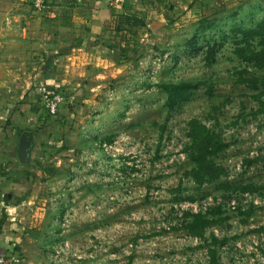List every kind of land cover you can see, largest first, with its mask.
Segmentation results:
<instances>
[{
    "label": "rangeland",
    "instance_id": "1",
    "mask_svg": "<svg viewBox=\"0 0 264 264\" xmlns=\"http://www.w3.org/2000/svg\"><path fill=\"white\" fill-rule=\"evenodd\" d=\"M192 5L173 28L150 32L149 40L136 41L123 53L131 90L124 97L118 92L112 96L118 117L108 143L125 138L115 156L102 148V155L93 157L82 152L86 149L76 139L59 145L57 158L47 157L48 164L69 168L67 175H74L70 167L85 165L77 177L95 187L84 196L93 208L85 209V200L78 204L88 215L99 216L70 221L73 231L74 226L83 230L63 238L85 255L74 264H211L212 250L218 264H264V112L258 111L264 87L253 90L238 75L248 69L262 77L264 69L235 54L241 38L236 30L253 28L264 18V0H194ZM184 81L198 87L169 113L162 85ZM192 118L228 144L216 157L226 174L201 190L186 175L193 167L186 151ZM73 121L78 128L79 120ZM95 162L98 170L89 171ZM221 183L254 190H224ZM177 187L183 188L181 194ZM178 196L183 199L175 200ZM217 206L222 213L208 216L223 220L208 226L202 238L183 228L191 219L186 212L208 214Z\"/></svg>",
    "mask_w": 264,
    "mask_h": 264
},
{
    "label": "crops",
    "instance_id": "2",
    "mask_svg": "<svg viewBox=\"0 0 264 264\" xmlns=\"http://www.w3.org/2000/svg\"><path fill=\"white\" fill-rule=\"evenodd\" d=\"M193 1L127 0L110 6L106 0H47L46 8L37 9L28 0H0V254L20 258L9 264H57L54 243L83 230L71 226L63 232L64 216L71 221L99 216L87 214L91 205L84 198L95 187L77 177L87 167L76 164L70 167L74 175H67L69 168L48 164L47 157L57 158L56 148L76 139L82 152L100 157L103 144L113 139L118 104L112 96L131 90L127 56L122 59L120 48L112 46L119 16L145 20L133 38L141 42L176 24ZM39 84L63 93L66 103L56 115L39 99ZM22 137L31 142L25 162L18 153ZM97 162L89 171L98 170Z\"/></svg>",
    "mask_w": 264,
    "mask_h": 264
},
{
    "label": "trees",
    "instance_id": "3",
    "mask_svg": "<svg viewBox=\"0 0 264 264\" xmlns=\"http://www.w3.org/2000/svg\"><path fill=\"white\" fill-rule=\"evenodd\" d=\"M145 25V20L139 16L130 14L120 15L117 25L113 28L117 41H114L115 44L112 46L119 47L122 53L132 50L134 43H136L133 42V38L137 36L136 28ZM236 31L241 34V38L236 42L235 54L237 57L256 66L259 70L264 69V18L253 28H238ZM238 75L239 81L253 90L264 87V76L259 77L256 74H252L248 69L241 70ZM197 87V83L194 84L186 81L163 84L162 88L167 93L165 105L169 113L173 112L176 106L187 101L192 96V91L197 89ZM260 93V108L258 111L264 112V91H260ZM188 136L190 138V143L186 147V151L188 152L193 167L186 172V175L194 181L196 189L201 190L204 185L213 183L226 174V168L222 164L216 162V157L226 150L228 144L219 133L212 131L198 118H192L188 122ZM219 187L224 190L232 189V191L239 192L254 190L251 187L240 184L233 185L230 183H221ZM175 191H177V194H181L183 188L177 187ZM196 198L197 197L193 196L184 197V199L191 201ZM174 199L182 200L183 198L178 196ZM221 213V206H217L213 211L208 212V214L186 212V219H191L185 221L183 228L188 234L202 238L208 226L218 224L223 220V218L214 219L210 216ZM248 213H250V211H248ZM215 241L217 240L215 239ZM211 252V264H218L215 258L216 252L213 250Z\"/></svg>",
    "mask_w": 264,
    "mask_h": 264
},
{
    "label": "built area",
    "instance_id": "4",
    "mask_svg": "<svg viewBox=\"0 0 264 264\" xmlns=\"http://www.w3.org/2000/svg\"><path fill=\"white\" fill-rule=\"evenodd\" d=\"M107 3L110 6H121L123 5L127 0H106ZM34 5L37 9L46 8L47 6V0H33ZM37 94L39 96V99L41 100L43 106L46 108L47 112L54 116L56 115L65 100V97L62 92L57 91L53 87H48L45 84H39L37 86ZM125 138H120V140H114L111 143H104L103 147L105 151H107L110 154H115L113 151H119L120 148V141L124 140ZM128 163V162H127ZM70 217L64 216L62 219V226L65 227L62 229L63 232H66L69 228L70 224ZM198 238V237H196ZM53 258L56 260L57 264H74L82 259H84L85 255L83 254L82 249L77 244H73L70 242L69 239H61L58 241V243L55 245L53 249ZM93 255L91 254V257ZM75 261V262H73ZM10 262L19 263L20 258L16 256H6L3 254H0V264H9Z\"/></svg>",
    "mask_w": 264,
    "mask_h": 264
},
{
    "label": "water",
    "instance_id": "5",
    "mask_svg": "<svg viewBox=\"0 0 264 264\" xmlns=\"http://www.w3.org/2000/svg\"><path fill=\"white\" fill-rule=\"evenodd\" d=\"M31 145L30 140H28L26 137H22L19 144V158L21 161L25 162L29 159L28 156V149Z\"/></svg>",
    "mask_w": 264,
    "mask_h": 264
}]
</instances>
